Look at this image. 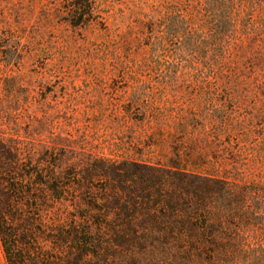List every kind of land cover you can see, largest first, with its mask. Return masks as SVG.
Here are the masks:
<instances>
[{"label": "trees", "instance_id": "obj_1", "mask_svg": "<svg viewBox=\"0 0 264 264\" xmlns=\"http://www.w3.org/2000/svg\"><path fill=\"white\" fill-rule=\"evenodd\" d=\"M202 4L214 19L202 40L223 48L208 47L201 73L264 90V0ZM0 86L6 264H264V134L246 144L242 129L197 124L204 136L188 143L184 124L169 152L108 156L55 126L60 115L20 76ZM19 91L28 107L14 114Z\"/></svg>", "mask_w": 264, "mask_h": 264}, {"label": "rangeland", "instance_id": "obj_2", "mask_svg": "<svg viewBox=\"0 0 264 264\" xmlns=\"http://www.w3.org/2000/svg\"><path fill=\"white\" fill-rule=\"evenodd\" d=\"M204 1L0 0V78L20 76L60 115L55 126L104 155L169 152L184 124V142L204 136L192 131L200 124L242 129L249 144L264 134V90L201 73L215 58L208 47L223 48L202 40L214 20ZM6 95L0 86L9 106ZM24 101L19 91L14 114Z\"/></svg>", "mask_w": 264, "mask_h": 264}]
</instances>
